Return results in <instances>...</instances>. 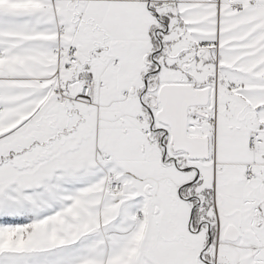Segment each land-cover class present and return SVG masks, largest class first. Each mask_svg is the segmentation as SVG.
<instances>
[{
    "label": "snow or ice",
    "instance_id": "6c2138e0",
    "mask_svg": "<svg viewBox=\"0 0 264 264\" xmlns=\"http://www.w3.org/2000/svg\"><path fill=\"white\" fill-rule=\"evenodd\" d=\"M0 264H264V0H0Z\"/></svg>",
    "mask_w": 264,
    "mask_h": 264
}]
</instances>
